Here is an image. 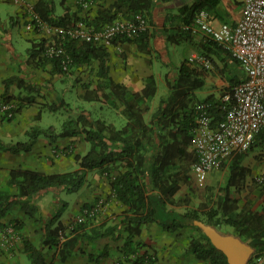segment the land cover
<instances>
[{"label":"trees","instance_id":"16d2710c","mask_svg":"<svg viewBox=\"0 0 264 264\" xmlns=\"http://www.w3.org/2000/svg\"><path fill=\"white\" fill-rule=\"evenodd\" d=\"M220 2L221 0H194L190 4L180 5L175 16H166V20L172 22L167 29L169 33L166 39L175 44L196 43V35L200 33L196 29L198 13L201 10L212 12ZM154 3L155 0H116L113 8H105L92 19L78 15L77 11L69 7L59 14L52 0H38L33 9L42 23L51 28L62 27L68 30L78 21L87 19V24H94L99 29L117 18H130L139 12L150 18ZM81 6L84 7L82 4ZM41 29L42 25L37 24L35 30L41 32ZM149 30H143L134 37L118 34L112 43L134 40L141 51L151 53ZM199 43L204 47L202 54L209 59H212L211 56L216 50H220V55H223L221 59L228 70L223 69L221 73L216 64L215 72L223 74L228 71V90H232L243 77L242 69L234 67V64L239 67L238 62L222 45L211 39ZM52 46L63 48L72 59L67 68L63 64V55L48 53ZM94 62L97 64V80L95 84L91 81L82 82L84 91L80 97L84 101H101L116 109L126 119L123 125L118 127L104 118L93 117L88 109L78 107L77 114L69 115L60 129L55 125L43 127L33 124L25 131L24 138L6 141L0 137V151L11 153L30 151L39 137H45L53 143L60 138L81 134L89 143L85 154L75 156L78 162L75 169L55 173L22 167L10 170L9 185L16 187L17 191L10 193L0 190V230L5 227L4 219L7 214L16 205L41 226V246H36L28 238H22L28 264H52L45 256V247L54 249L57 258L65 261L76 249H82V242H91L105 236L124 238L122 252L125 260L134 264H149L155 261V255L148 250L141 252L140 249L145 243L136 240L135 236L154 222L172 233L190 229L189 249L196 257L207 260L209 264H229L226 254L214 246L204 231L195 224L196 220L214 225L222 231L224 226L230 227V232L239 235L255 248L254 256L264 255V213L254 209V200H247L241 205L239 199L231 193L232 187L237 191L245 187L251 171L243 161L254 148L264 150V130L256 135L248 151L231 158L228 163V181L220 186L218 193H208L206 199L196 207L180 210L181 205L190 201L188 197L178 199L177 195L183 185H192L191 168L196 160L193 147L196 106L200 101H212L211 113L213 111L214 120L217 121L224 115L223 104L214 100L213 96L200 99L196 95V91L206 84L205 66L199 64L200 69L185 58L177 67L176 78L173 81L167 79L168 93L161 96L158 106L153 108L158 92L156 78L153 75L147 77L146 86L140 91H132L115 81L110 74V53L106 45L57 32L51 38L41 36L34 39L27 48V63L42 68L49 64L52 76L56 73L65 74L79 66L89 67ZM15 81L20 89H30L26 94L21 92L3 97V102H16L17 114L25 106L36 103L34 92L39 89L34 84L26 83L18 75L6 79V87L9 88ZM45 103L47 110L52 113L61 108L69 112L72 110L70 102L64 97H60L58 103ZM16 114L6 118L0 116V120L11 121ZM41 117L40 110L37 119ZM94 169H100L109 178L113 196L125 206L124 217L119 221L104 220L96 224L95 221L101 214L100 208H97L98 203L100 204V200L104 202V196H100L93 202L84 204L80 215L66 226L61 217L68 201L62 199L60 193L78 192L87 183L89 172ZM49 190L55 192L56 201L51 214L44 217L38 201ZM260 196L264 197L262 186ZM13 224L18 230L21 228L19 221ZM107 250L108 247L105 246L101 252L89 254L90 260L99 264L107 255Z\"/></svg>","mask_w":264,"mask_h":264},{"label":"crops","instance_id":"0c3cea01","mask_svg":"<svg viewBox=\"0 0 264 264\" xmlns=\"http://www.w3.org/2000/svg\"><path fill=\"white\" fill-rule=\"evenodd\" d=\"M37 1L38 0H26L25 4L15 3L18 5V20H15V16L11 14V10L7 12V21L13 24L17 22L23 23L24 34L20 35V37L21 40H26L30 45L34 39L46 36L44 28L55 30V27L47 28V26H44L41 32H33L28 25H24L26 19L31 17V13H35L33 7ZM81 1L82 0H65L62 13L65 11L66 7H69L77 11L78 15L87 17V19H92L102 13L105 8H113V4L116 0H91L89 7H82ZM193 1L194 0H155L149 18V42L152 47L151 53L141 51L138 43L134 40H125L108 47L110 53V74L115 81L127 86L132 91H140L146 86L145 79L153 75L156 78L158 89L159 81L164 82L165 86L168 88L167 79L173 81L176 78V70L181 62L174 60L177 54L175 49H178L180 44L170 43L166 39L169 33L167 29L171 27L172 23L170 20H166V16H175L178 13V7L180 5L190 4ZM223 1L224 0H221L215 10L212 12L208 11L215 25H219L222 22L235 23L241 15L242 5L238 11L232 4L234 1L238 3L240 0H232L233 2L231 0L227 1L226 8L223 5ZM232 9L233 11H231ZM7 21L3 23V17H1L0 14V101L7 95L21 93V89L17 86V81L11 83L9 88H7L5 83L6 79L13 75H18L23 78V76H25L24 73L28 70V66L30 68L33 66L27 63V53L24 55V53L17 51L16 44L19 40L18 34L14 35L13 31L6 25ZM185 43L188 42H182L181 44ZM185 58L186 56L184 59ZM96 66L97 64L94 62L93 65L89 67L79 66L75 68L79 70L81 74V83L84 81H91L95 84L97 80L95 71ZM39 67L43 70H48L51 74V67L49 64H47L45 68ZM207 85L208 80L206 79V84L199 89L204 92H209L206 97L199 95V90L196 91V95L200 99L207 98L214 93L213 90L207 88ZM167 88L163 86L162 94L157 99H154L153 108L158 106L160 97L168 93ZM83 91L84 89L81 88L79 96H81ZM208 102L212 103V101ZM112 109L113 111H109L107 117L101 118L120 127L126 122V119L123 115L118 114L116 109ZM40 110V104L36 102L33 105L25 106L11 121L0 120V137L6 141L24 138V133L29 126L38 124V121H40V119H37ZM88 149L89 143L84 139V136L80 134L72 137L60 138L53 143L45 137H39L30 151H23L20 153L0 151V190L16 193V187L9 185V173L13 168L22 167L47 173L72 170L71 168L75 169L78 167L75 156L77 154L82 155V153L87 152ZM233 156L225 159L219 167L210 171L208 178H206L207 193L204 194V197L211 192L218 193L220 186L227 183L229 177L227 163ZM191 174L193 178L194 174L192 168ZM217 174H220V177H217L216 180L211 183L210 177ZM87 180V183L79 190L82 191L80 195L74 198L72 202L68 201V206L61 217V221L68 226L73 219L80 215L84 204L93 202L99 196H104L106 198V203L101 214L98 216L99 219L104 217V220L112 222L113 219L119 221L120 218H123L125 206L113 196L109 178L100 169H94L89 172ZM185 186H187V188L192 187V185H183L177 198L185 199L187 197H192L193 199L194 192L190 188L191 192L187 189L184 190L183 188ZM52 191L53 190H49L43 193L38 201L41 213L44 217H48L51 214L54 201H56L54 195L52 196ZM260 191L261 186L251 179V182L247 180L245 187L239 191H237L235 187H232L231 193L232 196L239 199L241 205L247 200H254V209L264 213V202L260 199ZM197 198L196 196L194 201L190 198L189 203L181 205L180 210L193 206L196 207L203 201H198ZM15 221H19L21 238L17 243L16 249H7L0 245V264H27L21 261V257L24 254L27 256L24 249L23 237L30 239L36 246H41L43 238L41 226L18 205L12 207L9 214L4 219V224L6 226L7 224L15 223ZM101 222L102 221H98V219L95 221L96 224ZM184 231L185 230H182L179 233L168 232L162 226L154 222L145 226L142 233L135 236V239L145 243V246L140 249L141 252L148 250L155 255V261L149 264H209L207 260L196 257L189 249L190 240L183 237L182 234ZM227 232H230V230ZM123 242V237L116 238L113 236H105L91 242L84 241L81 243L82 249H76L65 261H61L57 258L54 254V249L45 247L43 250L45 256L52 264H94L95 261L92 262L90 260L89 254L99 253L107 246V255H105L99 264H119V261L124 262L123 264H134L124 259L122 252Z\"/></svg>","mask_w":264,"mask_h":264},{"label":"built area","instance_id":"2783aa9c","mask_svg":"<svg viewBox=\"0 0 264 264\" xmlns=\"http://www.w3.org/2000/svg\"><path fill=\"white\" fill-rule=\"evenodd\" d=\"M25 4L26 0H11ZM91 0H82L84 7H89ZM42 23L37 14L31 13L27 23L31 29H36ZM197 31L207 39L222 45L243 70L242 80L233 89L223 94L224 115L214 120L211 113L212 103L198 102L196 109V128L193 147L196 160L192 164L194 177L204 182L211 170L238 153L250 149L256 135L264 130V0H242V12L235 23L222 22L215 25L208 11L201 10L197 15ZM48 27V26H47ZM150 28L149 18L143 13H136L130 18L120 17L96 29L83 20L78 21L68 30L55 27V31L68 33L71 37L93 40L110 46L118 34L134 37L139 32ZM50 55H63V64L67 68L72 59L66 55L61 47L52 46ZM191 63H198L211 68L210 60L204 55H192ZM16 102L10 100L0 104V116L13 117ZM253 181L264 188V171L256 174ZM98 203L97 208H100ZM93 212V211H92ZM21 238V234L14 224H9L0 230V245L7 249H14ZM249 264H264V255L253 256Z\"/></svg>","mask_w":264,"mask_h":264},{"label":"rangeland","instance_id":"374dc122","mask_svg":"<svg viewBox=\"0 0 264 264\" xmlns=\"http://www.w3.org/2000/svg\"><path fill=\"white\" fill-rule=\"evenodd\" d=\"M227 1H229V0L223 1V5L225 6V8L227 7V3H228ZM240 1L238 3L234 1V3H232L234 5V8L235 9L237 8L238 11L242 5V0H240ZM52 2L55 6L56 12L59 14L62 13V11L64 9L63 0H52ZM9 10H11V14L15 16V20L16 19L18 20L19 19L18 5L15 4V2H13L11 0H0V14H1V17H3V23H5V21L8 20L7 12ZM231 11H233V9ZM29 19H30V17L28 19H26V22L29 21ZM84 21L87 22L88 20L84 19ZM26 22L24 23V25H27ZM6 25L13 31L14 35L18 34L19 40H18V43L16 44L17 51H19L20 53H24V55H26L27 47L30 44L26 40H21L20 35L24 34L23 23L17 22L15 24H13V23L7 21ZM88 26L94 27V24L90 23V24H88ZM32 30H33V32L36 31L35 28L31 29V31ZM44 30H45V35L49 38H51V37L55 36V34H57V31L49 30V28L48 29L44 28ZM207 40L208 39H206V37L202 33H199L196 35V38H195L196 43H189L188 42L185 44H180V47L177 46L178 49H175V51H177V54L174 57V60L177 62H182L184 60V57L186 56V58H188V61L190 62L189 58L192 55L196 54V55H204L205 56V54H202L204 47H203L202 43H199V42L202 41L204 43ZM177 45H179V44H177ZM219 51L220 50H216V52L212 54V56H211L212 59L208 58L212 64V67L204 70V73H205V76L207 77L206 79L208 80L207 88L214 91V93L211 96L214 97L213 98L214 100L221 103L223 94L227 91H230V90H228V87L230 86V84H229V76L230 75H229L228 71H225V73L221 74L223 69H225V70H228V69L225 67L224 61L221 59V57L223 58V55L221 56ZM191 64H193L194 66L198 65L201 69V66L198 63H191ZM216 64L218 65V69L221 72L219 74H217L215 72V67H216L215 65ZM238 65H239V67L237 66V64H234V67L236 69H238V68L242 69L241 64L239 62H238ZM24 74H25V76H23V80L28 84H34L39 89L38 92H34V93L36 94V102H38L40 104V108H41V112H42V118L40 119V121H38V124L43 126V127L55 125L58 129H60L62 122L69 115L75 116L77 114V112L79 111L78 107H83V108L88 109V111L91 113V115L93 117H96V118L97 117H107L108 112L111 110L113 111V109L111 107H108V105L102 103L101 101H92V102L84 101L79 96L80 89L81 88L84 89V88H83V85L81 83V81H82L81 74H80L79 70H77V69H71L65 74L62 73V74H56V75L51 76V74L48 70H43L39 66L36 67V65H35V66H32L31 68L28 66V70ZM243 75H244V73H243ZM77 78H79V80H77ZM17 86H18V83H17ZM163 86L165 88H167L165 86L164 82L159 81V89H158V92H157L155 99H157L162 94ZM29 91H30V89L23 87L20 92H22L23 94H26ZM167 91H168V88H167ZM17 92H18V90H17ZM208 93L209 92H204L203 90H199V95H201L203 97H206L208 95ZM60 97H64L68 102H70L71 107H72L71 112H69L68 110H65V108H61V109H59L53 113L49 112L47 110L45 102L58 103ZM1 102H3V98L1 99L0 104H1ZM85 153L86 152H83L82 155ZM228 163H227V166L229 165ZM243 163H244V165L248 166L250 171H251V173L248 175V179H247L249 182H251V179H253V177L256 174H259L260 172L264 171V150H261L259 147H256L253 150L249 151L247 156L245 157ZM72 167H74V166H72ZM71 169H73V168H71ZM221 170H223V169H221ZM217 177H220V174L213 175L212 177H210V182L211 183L214 182ZM207 178H208V176H207ZM192 179H193L192 180V187L191 188L189 187V188L194 192L193 193L194 196H193V199H192V197H190V198L194 201L195 197L197 196L198 201L204 200L206 197V196L204 197V194L207 193V191H206L207 179L204 182L197 181L196 178H194V176ZM189 188H187V186H185L183 189L184 190L187 189L189 192H191ZM81 192L82 191H79V193L78 192L67 193V192L61 191L60 197L64 200L72 202V200L74 198L78 197ZM54 194H55V192L52 191V196ZM103 198H104V202H103V204L100 205V212H102V209L106 203L105 202L106 198L105 197H103ZM260 199L262 200V202H264V197H261ZM97 219H98V221H103L104 217H101L100 219L98 217ZM7 225H9V224H7ZM229 229H231V228L228 226H224L223 231L226 232ZM19 233H20V231H19ZM190 234H191L190 229H186L182 235L184 238H188L187 240H190L189 239ZM14 249H16V247ZM21 261H24L27 264L29 263V259L25 254L21 257Z\"/></svg>","mask_w":264,"mask_h":264},{"label":"water","instance_id":"95a60500","mask_svg":"<svg viewBox=\"0 0 264 264\" xmlns=\"http://www.w3.org/2000/svg\"><path fill=\"white\" fill-rule=\"evenodd\" d=\"M204 233L210 238L215 247L223 251L229 264H249L254 256L255 248L232 232H224L216 226L202 220H196Z\"/></svg>","mask_w":264,"mask_h":264}]
</instances>
